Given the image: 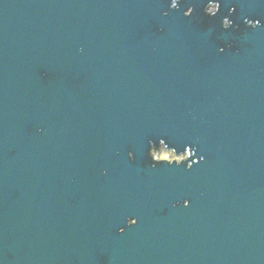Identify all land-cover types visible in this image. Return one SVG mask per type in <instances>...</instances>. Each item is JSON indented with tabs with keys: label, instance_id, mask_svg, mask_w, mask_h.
Returning <instances> with one entry per match:
<instances>
[{
	"label": "water",
	"instance_id": "1",
	"mask_svg": "<svg viewBox=\"0 0 264 264\" xmlns=\"http://www.w3.org/2000/svg\"><path fill=\"white\" fill-rule=\"evenodd\" d=\"M0 264H264V0H0Z\"/></svg>",
	"mask_w": 264,
	"mask_h": 264
},
{
	"label": "clouds",
	"instance_id": "2",
	"mask_svg": "<svg viewBox=\"0 0 264 264\" xmlns=\"http://www.w3.org/2000/svg\"><path fill=\"white\" fill-rule=\"evenodd\" d=\"M216 7H217V5H216L215 3H212V4H210V5L208 6L207 11H209V12L214 11V10L216 9ZM190 12H191V8L188 9V13H190ZM188 13H186V14H188ZM224 23L227 24L228 21L225 20ZM187 204H188V202L185 201V205H187Z\"/></svg>",
	"mask_w": 264,
	"mask_h": 264
},
{
	"label": "rangeland",
	"instance_id": "3",
	"mask_svg": "<svg viewBox=\"0 0 264 264\" xmlns=\"http://www.w3.org/2000/svg\"><path fill=\"white\" fill-rule=\"evenodd\" d=\"M160 156H161V158H165V159H169V160L174 158V154L171 152H162L160 154Z\"/></svg>",
	"mask_w": 264,
	"mask_h": 264
},
{
	"label": "snow or ice",
	"instance_id": "4",
	"mask_svg": "<svg viewBox=\"0 0 264 264\" xmlns=\"http://www.w3.org/2000/svg\"><path fill=\"white\" fill-rule=\"evenodd\" d=\"M128 155H129L130 157H132V156H133V153L129 152ZM153 166H154V165H153ZM130 223H131V221H130Z\"/></svg>",
	"mask_w": 264,
	"mask_h": 264
},
{
	"label": "flooded vegetation",
	"instance_id": "5",
	"mask_svg": "<svg viewBox=\"0 0 264 264\" xmlns=\"http://www.w3.org/2000/svg\"><path fill=\"white\" fill-rule=\"evenodd\" d=\"M162 152V151H161ZM161 154V153H160ZM173 159V158H172Z\"/></svg>",
	"mask_w": 264,
	"mask_h": 264
}]
</instances>
